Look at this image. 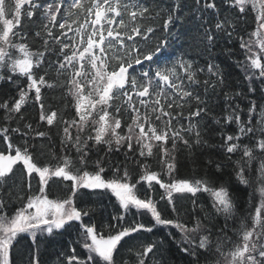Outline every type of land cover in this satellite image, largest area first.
I'll return each mask as SVG.
<instances>
[{
	"label": "snow or ice",
	"instance_id": "1",
	"mask_svg": "<svg viewBox=\"0 0 264 264\" xmlns=\"http://www.w3.org/2000/svg\"><path fill=\"white\" fill-rule=\"evenodd\" d=\"M217 49L238 69V83L216 62ZM5 86L0 264H17L14 252L19 264H40L41 244L69 230L78 235L54 254L55 264H169L165 240L121 252L126 238L158 227L180 234L186 264H264V0H0ZM30 100L45 131L25 122ZM61 103L64 109L53 107ZM214 131L218 145L211 143ZM181 148L193 162L198 149L218 152L224 162L210 158L208 165L221 175L231 167L235 183L176 179ZM121 153L123 161L111 159ZM130 164L140 169L135 183ZM140 184L148 186L145 198L137 195ZM53 185L67 195L50 199ZM154 185L171 213L151 194ZM240 186L250 190L246 215L234 195ZM198 192L210 194L211 208L193 199L192 212L181 214L177 198ZM108 193L119 207L105 220L91 197ZM168 236L175 241L174 232ZM22 240L26 249L17 247Z\"/></svg>",
	"mask_w": 264,
	"mask_h": 264
},
{
	"label": "trees",
	"instance_id": "2",
	"mask_svg": "<svg viewBox=\"0 0 264 264\" xmlns=\"http://www.w3.org/2000/svg\"><path fill=\"white\" fill-rule=\"evenodd\" d=\"M250 27L248 29V31H252V29L255 27L254 23H252L250 21ZM238 47V45H237ZM171 51V49H166L165 50V54H167V52ZM216 55H217V61L219 63H222V67L223 69L230 73L231 75L229 76V79L233 82V83H238L241 79L242 76L239 73L238 69H236V67L233 65L232 61L227 60L225 58L224 55H222L219 51V49L216 50ZM163 60V57L161 58ZM42 74V73H41ZM240 87H243L242 85ZM9 89L7 86H5L4 88H0V92H7ZM239 90V88L237 89ZM45 92V96L51 98V93L47 90H44ZM12 95H15L14 92L11 93ZM70 99V98H69ZM220 103V107H223L222 101L219 102ZM244 103H247V101H244L243 103H241V107L244 106ZM216 102H213V109L217 115V117H219L221 115L220 112V107H216L215 106ZM53 107L56 108H60V109H64V105L61 104H53ZM246 109H245V113H246ZM24 115L28 118L25 122H31L33 124L34 128H38L40 131H45L48 126L46 124L44 125H40L38 123H36L39 119V109L38 108H34L32 106V102L31 100L29 101L28 105L26 106ZM246 115H245V119H246ZM203 123H208L209 126L211 128H218L217 125L212 124L210 120H206ZM4 126V118H3V113L0 112V127ZM16 124L13 123L12 127H15ZM235 129V125H232L231 130ZM124 131H127V126H124ZM56 133V129L53 128L50 135H52L53 137V148L52 151L55 153V155H60V145H59V140L58 138H56L55 136ZM219 132L218 131H214L211 133V143L213 144H219ZM16 142L19 144L23 143V140H20L19 138L16 139ZM45 143H47V141H44ZM245 143H247L248 141L245 140ZM35 143L40 144L41 141L39 139H37L35 141ZM170 146V145H169ZM0 147H4L3 145H0ZM202 153V154H201ZM101 155H103V153H101ZM196 156L198 157V159L193 162V160L190 158L189 153L187 152V150L181 148V151L179 153V164H178V170L175 173V178L176 179H186L189 181H196V180H205L208 181L209 183H212L214 181V186L219 187L221 184H224L225 186H229L231 188L232 184L235 183V177L234 174L230 176V174L232 173V168L231 167H226L223 169V174L221 175L220 173H217L216 168L214 166H209L207 161L211 158L214 161H218V162H224L221 158V156L219 155L218 152L214 151L213 149L210 148H203V149H198L196 152ZM95 158V157H93ZM237 156L233 157V160L237 159ZM111 159H115V160H119V161H123V154L121 153L119 156L116 157H112ZM40 163L41 164H45L48 163L49 160V156L45 155V156H40L39 157ZM53 163H55V160L52 161ZM143 162V161H142ZM150 167L151 170L153 171H160V166L157 162L156 159L154 158H149L146 161ZM130 168V172L132 175V183H135L136 180L139 179V174H140V169L137 165L135 164H130L129 165ZM123 173L121 172V175ZM106 178H112V172L111 171H107L106 172ZM164 179H167V177H164ZM35 181H33V186L35 188ZM241 187V191L239 192H234V195L237 197V199L240 201V203L243 206V211L245 213V215L247 214V210L252 207L251 204H249V197H248V192L250 191L249 189H245L243 186ZM62 188V186H61ZM137 195L140 196L141 198H145L149 192H148V186L147 184H140L137 185ZM162 193V190L159 189L158 185H154V191L151 192V194L154 196V198L159 202V206L161 208V210H165L167 209V213H171V207L167 205L166 201H162L160 200V195ZM67 195V193L63 192L60 190V188H57L55 185L52 186L51 189H49V198L50 199H56L58 197H62ZM91 199L93 200H98L99 203L95 205V208L97 209V213H101L104 216V219L107 220L110 218V215L112 214H117L116 213V209L119 207L116 199L114 196H111V193H108L107 195L103 196V197H96L93 196L91 197ZM195 199L199 207H207V208H211V198H210V194L207 192H198L196 194V197H191L190 194H185L184 196H179L177 198L176 204L177 207L180 209L181 214H184L185 212L191 213L192 209H193V203L192 200ZM259 202V197L257 196L255 201H253V203H258ZM19 206V205H17ZM15 209L13 208V211ZM135 211V210H133ZM174 215V214H173ZM203 215V214H202ZM132 216L129 215L128 220L131 221L132 220ZM94 219L99 220L100 219V215H96L94 217ZM141 219V222L144 223H149L150 221V216H144ZM87 222V221H86ZM219 223H223L222 218L219 219ZM189 227H191V224L189 225ZM71 231V235H69V232H64L62 235H54L53 237H50V242L45 245V244H41L40 247V264H55V260H56V256L54 255L55 253L61 252L65 250V246L68 245V243L72 240H75L78 233H76L73 230H69ZM172 231L175 233V241L173 240L172 237L168 236V232ZM106 234V232L104 233ZM161 240H165V247L169 248V253L172 257V259L170 260L169 264H186V259L183 257V255L180 253L179 248L177 247V243L180 240V236L179 233L176 232L175 229H168L166 230L165 228H160L158 227L154 232L152 233H147V232H140L138 234H135L132 238H126V241L123 242V247L121 248V252H125L129 246L133 245V244H138L139 242H152V241H156V242H160ZM28 246V241H24L22 240L21 243L17 246L18 248H27ZM78 247V246H77ZM78 250L80 252H83V249H79ZM14 258L16 259L17 264H19V258L16 255V253H13ZM125 259H128L127 256L124 257ZM134 260V257H133ZM149 264H151V261H149Z\"/></svg>",
	"mask_w": 264,
	"mask_h": 264
},
{
	"label": "rangeland",
	"instance_id": "3",
	"mask_svg": "<svg viewBox=\"0 0 264 264\" xmlns=\"http://www.w3.org/2000/svg\"><path fill=\"white\" fill-rule=\"evenodd\" d=\"M211 198V197H210ZM179 236H180V234H179Z\"/></svg>",
	"mask_w": 264,
	"mask_h": 264
}]
</instances>
